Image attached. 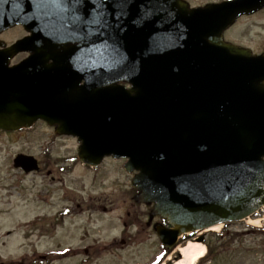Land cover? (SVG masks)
I'll use <instances>...</instances> for the list:
<instances>
[{
    "label": "water",
    "instance_id": "1",
    "mask_svg": "<svg viewBox=\"0 0 264 264\" xmlns=\"http://www.w3.org/2000/svg\"><path fill=\"white\" fill-rule=\"evenodd\" d=\"M38 1L0 0V32L24 20L17 8L11 15L13 2ZM262 8L264 0H94L92 56L81 63L39 43V31L0 40V131L42 119L78 137L87 165L127 158L136 200L154 202L152 215L169 224L155 225L169 249L185 234L243 220L264 206V53L224 32ZM119 79L132 88L112 87ZM14 165L39 168L23 153Z\"/></svg>",
    "mask_w": 264,
    "mask_h": 264
},
{
    "label": "rangeland",
    "instance_id": "2",
    "mask_svg": "<svg viewBox=\"0 0 264 264\" xmlns=\"http://www.w3.org/2000/svg\"><path fill=\"white\" fill-rule=\"evenodd\" d=\"M188 1L200 6L221 0ZM19 34L18 30L9 31L2 38L7 41ZM225 38L250 47L255 53L264 52V10L241 18L225 32ZM52 138V130L41 122L16 132H0V264L24 261L34 264H157L159 259L160 264H177L182 259L180 245L166 253L155 224L151 226L148 219L145 220L144 207L142 221H128L124 236H121V223L111 220L112 216L105 217L103 229L94 234L98 237L94 241L95 248L104 244V251L98 250L86 258L80 252L66 249L83 240L76 229L82 220L62 217L53 225L54 213L64 205H73V198L108 206L122 201L129 203L135 190L133 176L124 168L125 160L106 159L94 171L75 162L77 142L71 137L57 138L51 155L52 162L63 163V159L68 158L66 165L60 164L68 170L57 174L63 182L56 183L45 177L46 172L27 174L14 166L13 159L18 153L40 155ZM45 187L55 188L49 200L51 204L44 199ZM43 215L47 218L43 219ZM201 235L203 241L198 238ZM123 237L125 243H122ZM189 240L206 246L204 257L195 264H264V211L247 220L222 225L218 230L202 231L181 245Z\"/></svg>",
    "mask_w": 264,
    "mask_h": 264
},
{
    "label": "flooded vegetation",
    "instance_id": "3",
    "mask_svg": "<svg viewBox=\"0 0 264 264\" xmlns=\"http://www.w3.org/2000/svg\"><path fill=\"white\" fill-rule=\"evenodd\" d=\"M12 10H10L11 15L18 10L20 14L24 16V20L17 22L12 25L2 33L0 37L2 38L5 32L16 31L20 32L19 35L7 40L8 44H13L20 38H31L34 37L35 33L39 31L41 41H47L50 44L58 47L59 53L64 54L67 57L72 54L74 56L73 60L78 63L84 59V55L88 60L90 59L91 52L93 50V36H94V0H40L35 2L34 7L31 4L12 3ZM17 8L16 10H14ZM263 9L259 10L261 12ZM17 12V11H16ZM256 12V13H258ZM247 15L242 16L241 18ZM240 18V19H241ZM38 45H35V48ZM34 53L32 49L23 50L15 54L12 59V64H17L20 61L28 58ZM51 62V60H50ZM90 78H93L90 75ZM85 80L83 79L79 87H83ZM89 87L91 85L88 84ZM110 86V84H109ZM112 87L131 89L132 85L125 79H119L112 85ZM45 126L52 130L54 138L49 139L48 144L43 146L40 155H35L38 158L40 169L37 171L39 173L46 172L45 177H50L54 182H63L61 177H57L60 172H66L68 169L66 166H61L60 164L66 165L68 158L63 159V163L58 160L56 162L51 161L52 151L56 145V139L62 137H71L77 142V153H75V162H80L78 158V147L79 142L77 137L65 136L57 134L55 131V126H49L47 122L41 121ZM77 154V155H76ZM83 164L82 162H80ZM84 165V164H83ZM102 165L99 164L96 167H91L85 165V167L92 170H97ZM46 188V187H45ZM53 191L50 188H46L44 192V199L50 203ZM136 192H134L135 195ZM132 197L131 202L122 201L118 205H102L100 202H82L79 199L73 198V205H64L60 210L52 215L53 225L59 218H73L76 220H82L77 224V235L81 236L83 240L79 244L73 243L66 247V249L72 250L74 253L80 252L84 257L95 254L98 250L100 252L106 249V245H98V249L95 248V232H100L103 229V220L105 217L112 216L115 221H119L122 225L121 236L126 233V228L128 226V221H142L141 213H143V207L146 209L145 220L148 219V223L152 226L156 222H164L160 216H153V203L138 202L135 197ZM91 199V198H90ZM264 211V209H262ZM259 211L258 214L262 213ZM105 215V216H104ZM104 216V217H103ZM47 218V215L42 216ZM47 220V219H46ZM106 220V219H105ZM97 221H101L99 224ZM134 224V223H133ZM166 224V223H165ZM57 224H55L56 226ZM155 226V225H154ZM155 229V228H154ZM94 231V232H91ZM83 232V233H82ZM82 233V235H81ZM99 235V234H97ZM195 238V237H194ZM100 242V241H98ZM126 239L123 237L122 243H125ZM184 242V239L180 241V244ZM174 249L166 251V253H171ZM160 260V259H159ZM22 264H34L32 261H24Z\"/></svg>",
    "mask_w": 264,
    "mask_h": 264
},
{
    "label": "bare ground",
    "instance_id": "4",
    "mask_svg": "<svg viewBox=\"0 0 264 264\" xmlns=\"http://www.w3.org/2000/svg\"><path fill=\"white\" fill-rule=\"evenodd\" d=\"M221 225L214 226L210 230H218ZM182 254V259L177 264H195L206 253V246L194 240H189L186 245L179 246L178 249Z\"/></svg>",
    "mask_w": 264,
    "mask_h": 264
}]
</instances>
